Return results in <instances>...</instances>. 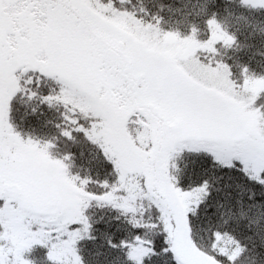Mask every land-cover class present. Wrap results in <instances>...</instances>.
Here are the masks:
<instances>
[{
  "label": "snow or ice",
  "instance_id": "snow-or-ice-1",
  "mask_svg": "<svg viewBox=\"0 0 264 264\" xmlns=\"http://www.w3.org/2000/svg\"><path fill=\"white\" fill-rule=\"evenodd\" d=\"M240 2L264 12V0ZM125 3L0 0V264H90L93 203L128 218L131 233L101 244L126 264L264 254V76L245 66L238 83L215 59L218 44H236L215 12L201 41L196 27L181 38ZM49 80L58 90L40 102L64 107L61 135L95 145L112 182L72 175L71 155L54 158V144L14 127V99L37 98Z\"/></svg>",
  "mask_w": 264,
  "mask_h": 264
},
{
  "label": "trees",
  "instance_id": "trees-1",
  "mask_svg": "<svg viewBox=\"0 0 264 264\" xmlns=\"http://www.w3.org/2000/svg\"><path fill=\"white\" fill-rule=\"evenodd\" d=\"M120 7L137 13L151 23H155L154 18H159L165 31L179 32L181 38L189 35L192 27H196L197 38L201 41L208 38L206 21L215 12V19L223 31L236 38V44L231 48L218 44L215 59L231 66L233 79L238 83L242 82L240 71L245 66L250 73L264 76V12L250 9L242 5L240 0H126ZM43 92L47 95L49 89L46 87ZM64 115L62 105L49 107L36 99L28 100L26 96L18 95L12 104L11 122L21 135L54 144V158L71 155L72 159L68 162L71 174L112 182L115 177L107 173L109 169H105L103 158L95 145L82 135L73 134L72 140L61 135L63 130L71 128L64 120ZM89 187L96 189L95 185ZM86 215L96 229L94 235L99 238L95 244L85 242L81 245L90 264L94 262L91 253L97 251H105V257L112 260L113 264H126L122 253L111 254L101 244L106 235L117 228L120 229V235L131 233L128 218L110 207H97L95 203L88 208ZM146 217L148 218L147 214L145 221ZM128 238L131 239V236ZM242 264H264V254L250 252L244 257Z\"/></svg>",
  "mask_w": 264,
  "mask_h": 264
},
{
  "label": "rangeland",
  "instance_id": "rangeland-1",
  "mask_svg": "<svg viewBox=\"0 0 264 264\" xmlns=\"http://www.w3.org/2000/svg\"><path fill=\"white\" fill-rule=\"evenodd\" d=\"M138 18H141V17L138 15ZM142 19H144L145 22L151 23V22L147 21L145 18H142ZM46 87L49 89V92H50V90L53 89V88H56V89L58 90V85H56L54 81L49 80V81L46 82V84H44V85L41 87V89H40V91H39V93H38L37 98H35L36 101H40L39 96H40V95H44V92H43V91H45ZM49 92H48V94H49ZM48 94H47V95H48ZM45 95H46V94H45ZM129 128H130V129H135V128H136V125H135V124H130V125H129ZM21 136H22L23 138H25V139H27V138L29 137V136H26V137H25V136H23V135H21ZM34 140H35V139H34ZM37 141L42 142L41 140H37ZM42 143H45V142H42ZM51 151H52V153H53L54 149H52ZM52 155H53V154H52ZM53 157H54V155H53ZM72 175H77V174H72ZM129 218H130V217H129ZM147 219H148V218L146 217V220H147Z\"/></svg>",
  "mask_w": 264,
  "mask_h": 264
}]
</instances>
